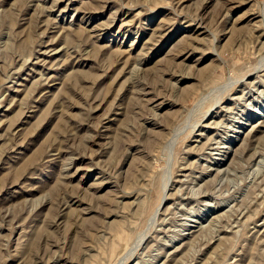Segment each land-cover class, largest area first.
Wrapping results in <instances>:
<instances>
[{
	"label": "rangeland",
	"instance_id": "rangeland-1",
	"mask_svg": "<svg viewBox=\"0 0 264 264\" xmlns=\"http://www.w3.org/2000/svg\"><path fill=\"white\" fill-rule=\"evenodd\" d=\"M0 264H264V0H0Z\"/></svg>",
	"mask_w": 264,
	"mask_h": 264
}]
</instances>
